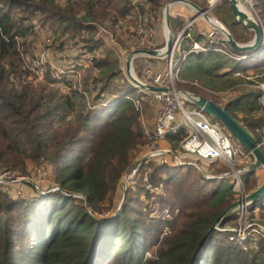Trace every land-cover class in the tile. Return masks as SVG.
I'll return each mask as SVG.
<instances>
[{
  "label": "trees",
  "instance_id": "obj_1",
  "mask_svg": "<svg viewBox=\"0 0 264 264\" xmlns=\"http://www.w3.org/2000/svg\"><path fill=\"white\" fill-rule=\"evenodd\" d=\"M152 1V10L161 13L169 0ZM257 1L264 35V0ZM134 9L129 0H0V164L27 174L29 165L48 163L61 188L11 201L0 187V264H191L218 216L237 201L233 183L217 181L210 187L194 167L143 162L119 213L115 209L104 221L94 216L114 209L121 180L135 167L145 135L142 113L131 98L142 96L108 53L94 60L97 75L87 69L81 91L73 90L69 80L53 79L50 70L43 83L24 82L31 72L23 69V51L29 40L41 37L38 27L53 32L60 54L67 43L100 49L104 40L88 33L99 24L116 32ZM184 24L171 19L175 33ZM230 26L239 44L253 41L238 35L237 23ZM244 55L247 60H234L238 65L224 74L230 83H238L230 79L234 71L264 73V45L258 52L232 54ZM228 84L224 81L221 89L236 91ZM218 90L211 93L214 98ZM250 101L246 94L224 108L239 107L241 119L229 112L260 143L264 113L259 108L262 113L254 114L258 98ZM184 135V130L170 135L169 144L177 147ZM242 179L247 191L258 187L255 172ZM233 219L234 213L220 229ZM231 236V231L215 230L195 264H264V238L238 242Z\"/></svg>",
  "mask_w": 264,
  "mask_h": 264
},
{
  "label": "built area",
  "instance_id": "obj_2",
  "mask_svg": "<svg viewBox=\"0 0 264 264\" xmlns=\"http://www.w3.org/2000/svg\"><path fill=\"white\" fill-rule=\"evenodd\" d=\"M133 7L137 8L135 18L138 23L135 28L128 31L124 28L125 41L128 44L127 52L129 49L130 53H135L137 50H153L155 48L154 39L157 34L158 24L160 22L159 16L151 10V6H146L139 0H129ZM246 3L253 9L259 6L256 0H245ZM238 3V1H237ZM138 5H143L146 10L143 11L138 8ZM151 10V11H150ZM256 12V11H255ZM164 20V17H163ZM196 20L188 19L185 28L174 37L173 50L169 56H166V60H169L168 70H163L161 68H151L149 67L144 74L146 82H141L144 85L155 86L158 88L167 89V91L162 92H150L149 90H141L142 98L139 100V105H135L139 109L141 107V99L146 98L147 95L151 96V103H153V111L156 109L155 114H157L154 125L150 126L147 124L149 120H144L141 117L142 130L145 135V142L139 147L138 160L135 167L126 173L123 177L124 184L131 182L136 174L138 173L143 162H157L159 165L164 166H177V167H195L202 172V175L206 181L217 180L225 181L227 178L232 179L234 188L238 191V197L241 195V200H244L248 194L246 193V184L242 179L244 172H249L253 163V155L244 146L236 144L232 141L231 132L225 128L221 129L217 124L211 122L208 116L201 108L187 109V104L192 103L191 99L183 100L180 93H177L172 87L175 78L178 73L173 70L174 65L177 62L174 60L176 52L180 54V64H184L190 55H203L210 51L216 50L215 47H220L217 45H225L223 41L216 37L213 33L210 35V40L206 38L198 40L197 36L194 35V26ZM97 33L95 38L99 39L102 33L106 38H111L114 42L113 47H117L115 44L114 35H110L106 28H102L98 25ZM42 30V28L38 27ZM201 36L202 35H198ZM37 39L36 41H39ZM223 43V44H222ZM61 42L58 43L59 46ZM110 45V44H109ZM44 46L47 48L45 50L46 55L40 53L35 58L30 59L33 54H28L23 51V60L26 64V70L31 72L28 79H23L24 82H29L30 80H35L40 82L44 79L48 71L50 70L51 77L55 80H69L72 82V87L76 90L81 91L83 89V83L85 82V73L87 69H92L94 74L99 73L98 68L94 66V60L100 59L104 56V48L107 47L106 42L103 47L96 49L94 51H89L85 43L73 46L71 44L66 46L65 52L60 54L57 58H51L50 53L55 52L53 47V37H47L44 42ZM215 46V47H214ZM111 47V45L109 46ZM123 47L119 46V50L122 51ZM217 51V50H216ZM125 54V53H124ZM43 55V56H42ZM236 60H241L235 56L230 55ZM73 57V58H72ZM143 57L148 59L158 58L150 57L144 54H135L133 60ZM247 58V57H246ZM74 61L77 59L81 64L80 67H76L71 64L68 60ZM125 72V67H122ZM234 76L237 78L244 77L243 72H236ZM125 77H127L125 75ZM248 80L252 81L254 77H247ZM258 90V104L259 107L264 111V83L259 82L253 86ZM79 88V89H77ZM234 91H224L222 94H228L233 97ZM221 93L219 95H222ZM194 104V103H192ZM152 112V111H151ZM181 130L185 131V135L177 147L162 146V143L168 141L170 135L177 133ZM260 146L264 147V134L259 143ZM227 164L234 165L232 172L219 173L215 171L217 167ZM239 165V169L236 166ZM48 163H42L39 165L40 168L48 167ZM5 173L0 176V183H2L3 175H8L13 177L19 184L30 182L37 188H43L47 192H39L40 196H47L52 191H60V187H47L45 186L43 180L39 178L42 183L35 182L34 180L27 179L25 177H14L16 174L9 171H4ZM39 176L45 177L41 172ZM15 183V182H14ZM33 192L25 193V191L19 187L16 191L17 199H26V197L34 198ZM82 199L83 197H76ZM238 200V199H237ZM252 203L247 202L238 208V217H241L245 221V225L238 229L232 227H227L224 229H219L223 232L231 231L234 236L231 237L232 241L245 242L248 239L257 240L259 238H264V222L258 220H250V214L252 210ZM264 206V201L262 203ZM261 205V206H262ZM261 208L255 209V213L259 214ZM241 225V224H240ZM238 228V227H236ZM236 236V237H235ZM237 238V239H236Z\"/></svg>",
  "mask_w": 264,
  "mask_h": 264
},
{
  "label": "rangeland",
  "instance_id": "obj_3",
  "mask_svg": "<svg viewBox=\"0 0 264 264\" xmlns=\"http://www.w3.org/2000/svg\"><path fill=\"white\" fill-rule=\"evenodd\" d=\"M170 1L171 0H169L168 2H166L164 4V9L161 13H156V11L152 10L153 9L152 7L154 5L152 0H139V2H142L144 5L147 4L146 6L150 5L151 10L156 14L157 17L160 15L159 16L160 22H159L158 26H159V33H160L159 35L161 36V38L163 40L162 41L163 44L158 49H161V50L166 47V45H167L166 38L169 37V31L165 25V21L163 20V17H164V12H165L166 6L169 4ZM189 1L195 3L196 5L201 7L202 9L208 10L209 14L217 21V23L220 25H223L224 28H226L230 32L231 35H232V33L230 31V28H231L230 24L232 25L233 23L234 24L237 23L239 26V28L237 30L238 35L239 36L242 35L244 37V39H250L252 41V39L254 37V32L246 29L244 26H242L241 24H239L236 21V19L232 15V11L230 8L231 6H229V0H189ZM215 1H219V3L213 8L211 5L213 3H215ZM237 1L241 4V6H243L244 9H246L249 12L250 16L257 23L260 22L258 19V16H257V8L258 7L256 8V10H255L256 12H255L246 3L245 0H237ZM134 8L135 9H134L133 16L130 17L127 21L121 22L118 25L121 28H119V30L116 31L117 33L115 31L109 30L108 28H106L100 24L98 25L102 28H106L109 31L110 35H114L115 44H118L117 47H113L114 42L111 40V38H106L104 33H102V36H100V38L98 40L103 39L104 43L106 42V44H107V47L104 48L105 55L108 53L112 57L117 58L120 61L119 66H120L121 70H122V67H125V72L122 70L124 76L126 75L127 57L129 55H132V57L135 56V53L129 54V49H128V54H127V52H124L128 48V46H127L128 44H126V41H125L124 28L128 29V31H131V29L135 28V25L138 23L137 19L135 18L137 8L135 6H134ZM138 8H140L143 11L146 10V8L143 5H138ZM185 8L189 9L190 13L192 15V16L188 15L189 19L196 20L194 22L195 23V26H194L195 37L199 34V35H202V38H204V39L206 38L209 41L211 38L210 35L215 33L216 37L220 41L221 40L223 41V39H225L224 34H222V32L220 30H218L215 27V25L211 24L209 20H207L206 18H203L201 15L197 14V12L194 10V8L189 7L188 5L187 6H181V5L175 4V6H173V9H172L173 12L172 11L171 12L173 13L174 16H178V14L186 12L184 10ZM176 18H180V17H176ZM40 31H41V33H40L41 37L39 38L40 40L39 41H36L34 39H32L31 41L29 40L27 47H25V51H27L28 54H30V53L33 54L32 56H30V59H33L37 55H39L40 53L45 52V50L47 49L44 46L45 39L47 37H51L53 35V32L48 28H47V30L42 29ZM173 33H174V37H175L180 32L175 33L173 31ZM88 34L90 36H93L94 34H98V33L95 31L93 33H88ZM157 41H158V39H157ZM154 42H155V39H154ZM158 42H160V41H158ZM109 44L111 45V47H109L110 46ZM243 44H248V43H243ZM67 45H69V43H67ZM119 46L123 47L122 51L119 50ZM217 46H220V47H216L217 50H219V51H215L216 54H209V52L206 54H203L202 56H197V55L193 54V55L188 57L187 61L184 64H180V60H179L180 54L178 52H176L174 60L177 62V65L175 63L173 70L176 72L175 74H177V72H179V73H178V76L175 78L171 88H173L177 93H180L181 95L182 94H186V95L196 94V95L203 96V97L205 96V98L207 96L214 98V96L211 93L217 91L218 89H221V85H222V83H224V81L229 83L227 85V87L235 86L236 88H239L237 86L238 83L237 84L230 83L228 81L227 75H224L225 74L224 72L227 68L231 67L234 69L236 67V65H238V62L234 61L236 59H234L230 56L232 54L237 55V53L233 52L231 49H229L225 45H223V46L217 45ZM58 47H59V45H58V43H56V45H54L52 47V49L55 50ZM154 49H156V48H154ZM43 55H46V53H43ZM59 55H60V51L58 49H56L55 52L50 53L51 58H54V57L57 58ZM238 55H241V54H238ZM235 57H237L239 59L247 60L246 55L242 56L241 58L238 56H235ZM68 61L71 64H73L74 66L80 67L79 65L81 64V62H79L77 59H75L74 61H71L69 59ZM239 61H241V60H239ZM23 64H24L23 69L26 70V64L25 63H23ZM168 66H169V60H166V56L153 58V59L139 57V58L135 59L132 63L133 76H134V78H137L138 80H140V82L148 83V82H146L145 78H143V77H144V74L149 67H151V68H153V67L158 68L159 67L163 70H168ZM254 74H253V72H248V73L244 74L247 77H254V79H252V81H247L245 79V76L239 78L240 80L242 79L243 81H247L250 84L253 83L251 85V87L247 88L246 90L243 88L239 89L241 91L246 92V94H248V96H250V98L252 100H254V101H250V102H252V104H254L255 100L259 97L258 90L255 89L253 86L259 82L264 83V73L260 72L258 75H254ZM45 79L46 78L44 77V79L42 81H40L39 83H43ZM126 79H128V78L126 77ZM128 81L130 82L129 79H128ZM84 83H83V85H84ZM130 84H132V83L130 82ZM132 85L138 89L137 94H141L140 93L141 89L138 88L137 86H135L134 84H132ZM72 88H73V90H76L74 87H72ZM77 89H79V88H77ZM236 92L234 91L233 97H231L228 94H222L224 92L221 93L222 95L215 94L216 97L214 99H215L216 103H218L219 106L224 108L227 104L234 102L236 100L235 99V93ZM182 97H183L182 98L183 100L184 99H185V101L187 100V98L185 96H182ZM131 100L135 103V105L136 104L139 105V100L137 97L131 98ZM140 102H141V104H140L141 107H139V111H140V113H142L141 117L143 118V121L149 120V122L147 124H149L150 126L154 125L157 114L151 112V111H153V107H151V105L153 106V103H151V96L147 95L145 100L141 99ZM196 108H197V106L195 104H192L190 102L187 104V109H196ZM255 108H256V110L254 111L255 115L259 116L260 113H262V112L264 113L263 110H261L262 112L260 111V109H259L260 107L258 106V103L255 104ZM228 110L230 112H232L236 118H239L238 117V112L240 110L239 107H237V106L228 107ZM207 116L211 122L217 124L221 129L226 128L217 119H215L210 114H207ZM232 141L236 144H239L234 137L232 138ZM144 142H145V139H144ZM137 160H138V158L136 159L135 164L137 163ZM254 162H255V159L253 157V163ZM29 166H30L29 173L25 174V173H21L17 170L13 171V170L6 169L5 167H3L0 164V176H1V174L5 173L4 171H9V172H13L14 174H16L14 177H17V178L18 177H25V178L30 179L32 181L34 180L35 182L42 183L39 181V178H41L43 180L45 186H47V187H50V188L51 187H53V188L60 187L55 182L54 168H52L51 165H49L48 167H45V168H40L39 165H29ZM233 166L223 164V165L217 167V169H215V171H219V173L232 172ZM236 168L239 169V165L236 166ZM196 170H198V169L196 168ZM258 171H260V170H258ZM258 171H254L256 173V180L258 181V187L256 189L250 191V192L246 190L247 191L246 193L248 195L251 194L252 192H254L255 190H257L258 188H260L262 186V183L264 182L263 181L264 175H261V177L258 176L257 175ZM261 171H263V173H264V168H261ZM39 172H41L43 175H46V176L45 177L39 176ZM198 172H200L202 174L201 171L198 170ZM247 173H250V172H244L242 177L244 176V174H247ZM15 179L13 177L8 176V175H3L2 183H0V187H3V189L8 194L9 200H11V201H15L17 199L15 196H16V191L19 187H21L25 191V193L34 191L35 195L34 194L33 195L36 196L34 198L42 197V196H40L42 194H40L39 192H47L43 188L38 189L37 188L38 186H35V185L32 186V184L30 182L19 184L18 182L14 181ZM231 181H232L231 178H227L225 181H222V182L232 183ZM131 182H128V184L126 185V184H124L123 178H122L121 183H120L121 186L118 190V194H117L116 198L114 199V202H115L114 209L112 211H110L109 213L108 212L104 213V214L95 213L94 216L97 217L98 219L104 221V219L110 218L111 216L114 215L115 209L117 210V213H119V211L123 207V204L125 203L124 200L127 196V191H125V188L132 185ZM207 182L203 181V183H205V184H208ZM215 182H217V180H211V182L209 183L210 184L209 186L213 187ZM234 185L232 184L234 193L236 194L235 198L238 199L237 201H239V200H241L240 199L241 195H240V197H238L239 193L236 190V188H234ZM157 192H160L159 189L157 190ZM80 196H82V195H80V194L74 195L75 198L80 197ZM26 199H33V198L26 197ZM81 200H83L85 206H88L86 199L82 198ZM263 201H264V198L259 200L258 204L262 205ZM104 204H105V206H108L107 203H104ZM258 207L261 208L259 214L255 213V209ZM262 207H263V205L262 206H256L255 208H252L251 214L249 215L250 220L255 219V220L260 221L261 223L264 222V211L262 210ZM88 212L93 216V212L90 210L89 207H88ZM234 215H235V219L231 220L227 224V227H232L234 229L239 230L240 227H243L245 225V221H243L241 219V217L237 216L238 215V209L234 212ZM165 216L169 217L168 212L165 213ZM153 217L157 218L158 214L156 215L154 213L152 215V218ZM236 227H238V228H236ZM167 230H166V232H168ZM233 236H234V233L232 234L231 237H233ZM150 256H152V254L149 253V257Z\"/></svg>",
  "mask_w": 264,
  "mask_h": 264
},
{
  "label": "water",
  "instance_id": "obj_4",
  "mask_svg": "<svg viewBox=\"0 0 264 264\" xmlns=\"http://www.w3.org/2000/svg\"><path fill=\"white\" fill-rule=\"evenodd\" d=\"M183 2L188 3L189 7L194 8V10L197 12V14L202 15L204 18L210 21L211 15L209 14V11L206 9H202L195 3L189 1V0H171L169 4L166 6L165 12H164V21L165 25L169 31V37L166 38V47L164 49H153V50H137L135 54H144L150 57H163V56H169L173 50V44H174V33L173 28L171 25V18H172V10L170 7L174 3ZM229 6H231V11L233 17L236 19V21L244 26L246 29L251 30L254 32L253 41L248 44L238 43L235 41L230 34V32L226 28H221L222 34H224L225 39H223V43L228 45L230 49L237 53V54H244V53H252V52H258V50H261L264 45V35H263V29L262 25L260 23H257L251 16H249L246 12L242 11L239 6L237 5V0H229ZM165 50V52L163 51ZM132 55H129L127 57V65H126V76L130 80L132 84L140 88L141 90H149L150 92H162L167 91V89L164 88H158L153 87L150 85H144L140 82L137 78H134L133 76V70H132V63H133ZM194 98L191 100L192 103H194L198 108H201L203 112L206 114H210L215 119H217L224 127H226L232 134V136L236 139V141L241 145L247 148L248 151H250L255 159L254 164L251 166V169L249 172H254L261 170V168H264V148L259 145L257 140L254 138V136L250 133V131L242 126L236 118L225 108H222L218 104H216L211 99H206L203 96H199L196 94H192ZM264 181V180H263ZM125 191H127V188H125ZM264 198V182L262 183V186L246 196L244 200H239L233 203L231 206L227 208L214 222L208 233L207 236L204 238L203 242L201 243L198 251L196 252V255L193 257V260L191 264H195L197 258L201 254L204 247L208 244L211 234L219 229L220 224L227 219V216L234 213L239 207L249 203H255L258 202Z\"/></svg>",
  "mask_w": 264,
  "mask_h": 264
},
{
  "label": "crops",
  "instance_id": "obj_5",
  "mask_svg": "<svg viewBox=\"0 0 264 264\" xmlns=\"http://www.w3.org/2000/svg\"><path fill=\"white\" fill-rule=\"evenodd\" d=\"M231 8V7H230ZM173 9V8H172ZM186 12L185 13H181V14H178V16H174L173 15V13H172V17H174V18H176V17H180L181 18V20L183 21V22H185V24H186V22H187V20L189 19V17H188V15H190V16H192L191 15V13H190V10L189 9H187V8H185L184 9ZM173 12V11H172ZM187 13V14H186ZM160 33H159V26H158V28H157V34H156V37H155V48L156 49H158V48H160V46L163 44L162 43V38H161V36L159 35ZM199 35V34H198ZM158 37V38H157ZM157 39H158V41H160V42H158L157 41ZM203 39V38H202ZM235 69V68H234ZM233 68H231V67H229V68H227L226 70H225V72L224 73H227V72H229V71H232V70H234ZM235 72H237V71H234L233 72V74L231 75L232 76V78L230 77V79H232V80H234L233 82H238V84H237V86L238 85H241L240 86V88H237L236 89V93H235V99H236V101L237 100H240V99H242V97L243 96H245L246 95V92H244V91H241V90H239V89H247V88H249V87H251V85L253 84H250V83H247L246 81H243L242 79L240 80V79H238V78H236L235 76H234V73ZM229 79V78H228ZM223 84V83H222ZM224 90H225V88H224ZM224 90H222V89H220V90H218V93H222V92H224ZM237 94V95H236ZM239 96V97H238ZM234 101V100H233ZM155 109H154V111H152L153 113H155ZM244 116V114L241 112V111H239L238 112V117L241 119L242 117ZM170 144H169V142L168 141H165L164 143H162V146H169ZM257 175L258 176H260L261 177V175H264V173H263V171H258L257 172Z\"/></svg>",
  "mask_w": 264,
  "mask_h": 264
},
{
  "label": "bare ground",
  "instance_id": "obj_6",
  "mask_svg": "<svg viewBox=\"0 0 264 264\" xmlns=\"http://www.w3.org/2000/svg\"><path fill=\"white\" fill-rule=\"evenodd\" d=\"M219 3V1H215V3H213L211 6L214 8L217 4ZM175 4H178V5H181V6H187L188 5V3H183V2H178V3H174L173 5H171L170 7H172L173 8V6H175ZM237 5L239 6V8L242 10V11H244V12H246L249 16H250V14H249V12L246 10V9H244L243 8V6H241V4L238 2L237 3ZM189 6V5H188ZM172 8H171V10H172ZM173 11V10H172ZM202 16V15H201ZM203 17V16H202ZM204 18V17H203ZM210 23L211 24H213V25H215V27L218 29V30H220V31H222L221 30V28L223 27L224 28V26L223 25H220V24H218L217 23V21L211 16V18H210ZM164 52H165V50H163ZM183 96H185L188 100L189 99H193L194 98V96L193 95H186V94H182Z\"/></svg>",
  "mask_w": 264,
  "mask_h": 264
}]
</instances>
